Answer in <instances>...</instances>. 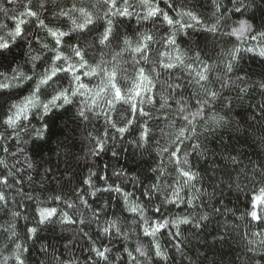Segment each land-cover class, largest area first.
Masks as SVG:
<instances>
[{
  "label": "clouds",
  "instance_id": "clouds-1",
  "mask_svg": "<svg viewBox=\"0 0 264 264\" xmlns=\"http://www.w3.org/2000/svg\"><path fill=\"white\" fill-rule=\"evenodd\" d=\"M0 264H264V0H0Z\"/></svg>",
  "mask_w": 264,
  "mask_h": 264
}]
</instances>
